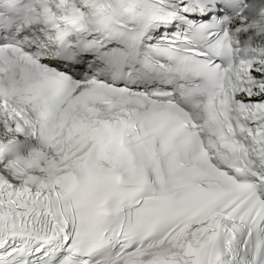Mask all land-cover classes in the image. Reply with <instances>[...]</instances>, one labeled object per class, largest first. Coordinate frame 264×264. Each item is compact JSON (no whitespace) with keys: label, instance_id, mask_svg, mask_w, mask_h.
Returning <instances> with one entry per match:
<instances>
[{"label":"snow or ice","instance_id":"1","mask_svg":"<svg viewBox=\"0 0 264 264\" xmlns=\"http://www.w3.org/2000/svg\"><path fill=\"white\" fill-rule=\"evenodd\" d=\"M0 264H264V0H0Z\"/></svg>","mask_w":264,"mask_h":264}]
</instances>
